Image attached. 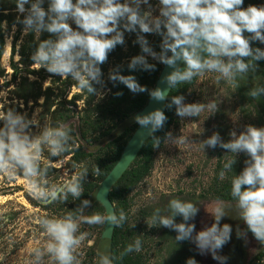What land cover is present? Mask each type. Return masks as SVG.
<instances>
[{"label":"clouds","instance_id":"1","mask_svg":"<svg viewBox=\"0 0 264 264\" xmlns=\"http://www.w3.org/2000/svg\"><path fill=\"white\" fill-rule=\"evenodd\" d=\"M44 0H16L17 11L27 13L18 22L24 31L48 32L55 38L40 41L31 55L33 64L61 78L76 81L80 88L90 95L97 94L94 85L103 86L101 65L107 62L108 55L117 45L125 43V32L136 33V41L141 55L133 56L127 67L130 71L152 72L156 64L149 57L171 69L161 82V87L148 89L142 86L136 76L121 74L120 66L109 71V80L123 84L133 94L147 93L156 102L168 100L169 91L179 84L191 83L195 77L205 73H216L217 83L225 81L233 88H239L238 78H243L257 69L258 61L264 60V49L253 48L252 42L264 44V6L249 5L243 8L244 0H159V15H153L149 0H49L47 10L42 7ZM26 8L25 5H29ZM147 5L149 11H142ZM76 25V29L70 24ZM245 32L250 35L246 36ZM145 34H158L162 37L160 51H155ZM182 62L183 69L178 66ZM116 95H122L117 93ZM255 99L264 96V85L252 88L247 93ZM183 95L173 96L165 107L172 109L181 119L198 117L206 108L211 114L218 111L214 101L204 103H185ZM134 122L139 128L147 129L148 138L159 148L161 138L156 135L163 130L168 117L161 109L147 114L136 115ZM0 175L14 180L22 175L26 188L32 198L42 205L58 201L66 202L71 195L73 200L84 193L88 169L77 165L80 171L62 184L51 183L48 179L50 161L45 162L44 151L50 157H60L72 151L74 142L72 129L63 123H45L39 134L33 135L30 126L34 120L12 109L0 111ZM231 139L223 141L220 134L213 133L202 141L203 148L215 149L219 146L228 153H245L249 157L239 175L231 180V196L236 201V215L244 221L255 239L264 245V127L246 126L239 135L229 133ZM147 138V139H148ZM164 141L172 144L187 145L186 136L174 137L165 133ZM236 163L235 156L227 160L219 177L225 179ZM44 165L43 167L41 165ZM94 173L100 174L96 165ZM91 206L83 200L74 212L61 217L42 216L38 223L47 236L42 247L31 250L29 264H43L44 257L49 264H81L79 248L87 237L80 231L82 223L97 225L110 222L121 227L127 216L123 210L119 216L114 211L107 215L94 213L85 215V208ZM233 205L218 200L212 208L214 222L196 231L194 220L199 212L192 202L171 199L166 214L157 208L150 221L151 227L163 226L176 232V242L191 241L201 254L210 253L212 258L224 264L226 257L218 252L230 241L232 227L221 220L230 215ZM182 218L177 223L176 217ZM0 220L7 222V216L0 212ZM245 235L237 230V236ZM142 250V241L137 238L129 244L121 258L132 252ZM98 264H113L116 257L108 252H97ZM187 264H197L189 259Z\"/></svg>","mask_w":264,"mask_h":264},{"label":"rangeland","instance_id":"2","mask_svg":"<svg viewBox=\"0 0 264 264\" xmlns=\"http://www.w3.org/2000/svg\"><path fill=\"white\" fill-rule=\"evenodd\" d=\"M149 3L152 6V14L159 15V0H149ZM48 5L49 0H44L42 7L47 10ZM249 5L261 7L264 6V0L260 3L244 0L242 7L247 8ZM25 7L29 8L30 4ZM141 8L142 11L150 10L147 5H141ZM26 14L17 11L16 0H0V111L12 109L27 119L34 120L35 124L29 129L33 135L39 134L45 123H63L69 126L72 129L73 150L60 157H50L47 149L44 151L45 162H51L48 179L51 183L62 184L80 171L76 166L81 165L88 169L85 180L88 181L89 177L94 175L95 162L94 160L79 162L78 158H74L79 146L90 154L103 155L108 147L115 148L117 142L114 140L123 129L132 128L136 124L133 119L136 114L123 122H119L113 114L106 115L104 123V119L101 120L94 112L97 104L102 103V99L110 94L112 81L109 80V71L120 64H128L133 56L142 54L139 44L134 43L136 33L125 32V43L117 45L109 53L107 62L100 66L103 86L94 85L97 94L90 95L71 77L61 78L33 64L31 55L39 42L55 37L48 32L40 34L25 32L24 25L18 22V18L23 20ZM70 24L76 29L73 22L70 21ZM156 35L145 34L150 46L159 52V47L154 44ZM258 44L264 49V44L260 42ZM149 62L163 67V64L150 57ZM216 75L209 72L195 77L183 96L186 104H207L214 101L218 104V111L211 114L206 108L198 117L184 119L175 115L166 133L171 132L174 137L186 136L190 143L172 144L165 142L163 137L159 148L153 149V167L149 176L137 184L129 194L124 188V183L119 185L117 190L119 199L115 203L112 202L115 213L116 209H121L127 212L129 219L139 218L140 210L158 204L165 196H174L199 207L198 214L190 221L195 224L197 232L214 222L210 214L218 200L213 198L211 190L217 174L219 157L216 148H203L201 142L213 133L219 132L222 125L228 127L229 140L231 131L239 135L248 125L264 127L255 104L249 100L242 102L236 88L223 80L217 83ZM96 119L99 120L95 121ZM100 121L105 125L103 129L99 127ZM0 127H3V121H0ZM106 128L111 132L103 136ZM234 156L246 166L245 161L249 159L247 154L243 152L236 155L230 152L226 154L228 160ZM96 190L89 199L91 206L85 208V215L94 213L106 215L104 207L93 197ZM220 201L233 205L230 215L221 220V226L227 223L232 227L230 241L218 252V255L226 257L224 264H264V257L260 261L257 260L264 245L245 229L246 224L234 210L236 202ZM81 202L80 199L73 200L69 195L66 202L58 201L45 206L29 194L22 175H17L14 180L0 175V212L7 216L6 223L0 220V264H29L32 259L31 250L42 247L47 240L39 226V218L64 216L74 212ZM149 221L150 218L144 222L147 235L141 250L147 256V264H178L174 259L172 242L162 237L158 229L150 228L147 224ZM104 228L105 223L80 225V231L88 234L78 250L81 264H98L97 252L107 251V243L102 240ZM237 230L245 235L238 237ZM190 243L196 252L198 264H221L220 261L213 259L210 253L201 254L196 245L191 241ZM43 264H49L47 256L44 257Z\"/></svg>","mask_w":264,"mask_h":264},{"label":"trees","instance_id":"3","mask_svg":"<svg viewBox=\"0 0 264 264\" xmlns=\"http://www.w3.org/2000/svg\"><path fill=\"white\" fill-rule=\"evenodd\" d=\"M254 3H260L262 0H249ZM245 35H250L249 33L245 32ZM162 42V37L160 35H156L154 38V44L158 47ZM252 47L256 48L259 47L258 41L252 42ZM160 50V47H159ZM257 69L254 73H249L247 76L243 78H238L239 88H236V91L241 98L242 102H246V100L251 101V103L255 104V108H257V113L259 114L260 119L264 122V96L258 98H251L247 95L248 91L252 88L257 86L264 85V60L258 61ZM128 64L119 65L121 69V74L123 75H134L136 76L138 82L142 86H146L148 89H154L158 77L163 69L162 66L156 65L155 71L147 72V71H130L127 67ZM184 65H182L183 69ZM191 83H183L177 85V87L171 89L169 93V97L167 103L170 102L171 98L176 95H183L185 91ZM110 94L107 98L102 99V103L97 104L94 112L96 113L97 117L101 120L106 118V115H111L116 117L119 122H123L135 114H140L144 107L148 104L150 99L147 93H140V94H133L130 92L126 86L123 84L116 83L115 86L112 82ZM130 92V93H129ZM117 93H122V95H116ZM131 96L129 99L128 97ZM166 103V104H167ZM165 115L168 117V120L163 128V130L156 133L158 137L163 139L165 136L166 130L169 125L172 123L176 113L175 107L172 109H165ZM96 119L95 121H98ZM104 119V123H105ZM100 123L102 125H100ZM99 127L103 129L105 127L104 123L100 121ZM89 126V124L86 123ZM139 126L135 124L134 127L130 128L127 127L121 131L118 137L114 140L117 142L115 148L110 149L108 147L107 151L97 156L94 154L88 153L85 149L79 146L77 149V153L73 156L74 158H78L79 162H89L94 160L95 166L97 165L100 168V174L94 175L89 177L88 181L83 183L84 193L79 198L81 201L89 200L94 190L97 189L99 184L105 179V177L109 174V172L113 169V167L119 161L122 152L125 148V145L136 131ZM106 128L103 131V136L109 134L111 130ZM228 127L226 125H222L219 129V134L223 141L227 142L229 140L228 137ZM125 138V139H124ZM154 142L150 138L142 150L140 151L137 159L131 165L130 168L122 177V179L112 188L110 192V200L112 202H117L119 199V195L117 193L118 187L121 183H124V188H126L127 193L129 194L141 181H143L146 177L149 176L152 167H153V149H154ZM216 152L219 157V162L216 168L217 174L213 181L211 194L213 198L217 200H225L236 202L234 198L231 196V180L234 175H239L241 171L244 169V165L241 164L240 161H237L233 165L232 172H227L225 179L221 180L219 177L220 171L223 170V165L227 162L226 154L228 153L227 150L220 148L219 146L216 147ZM234 158V157H233ZM171 199H177L174 196H165L163 197L160 202L156 205H153L149 208H145L139 211V218H131L127 217L126 221L123 223L121 227H115L113 239L110 241H106L107 243V251L110 255L116 257L113 261V264H147V256H145L141 251L140 252H132L124 255L121 258V253L124 252L125 248L129 245L134 243V241L139 238L142 241V244L145 242L144 238L147 235V228L144 225V222L151 218L155 209H161L162 214H166V210L168 208V203ZM181 200V199H180ZM195 200V199H193ZM182 201V200H181ZM196 201V200H195ZM194 202V201H193ZM102 208V206L99 205ZM117 208V206H116ZM119 209V205H118ZM121 209H116V215L119 216ZM127 216V212L124 211ZM176 222H182V218L177 216ZM158 229L161 233V236L164 238L169 239L172 242L173 250L175 253L174 259L178 264H187V261L191 259H195L197 262V255L195 250L193 249L190 241H183V242H176L175 236L176 232L165 228L163 226L154 227ZM246 230L247 227H245ZM249 231V230H248ZM251 233V232H250ZM264 257V248L261 253L258 255L257 260L260 261ZM198 264V262H197Z\"/></svg>","mask_w":264,"mask_h":264},{"label":"water","instance_id":"4","mask_svg":"<svg viewBox=\"0 0 264 264\" xmlns=\"http://www.w3.org/2000/svg\"><path fill=\"white\" fill-rule=\"evenodd\" d=\"M182 65H183L182 62L178 64L179 67H182ZM170 71L171 69L168 68L166 65H164L158 77V80L156 82L155 88L161 87L167 90V86L164 83H162L161 80H162V77L166 73H169ZM166 103H167V100L164 102L158 103L150 98L148 101V104L141 111L140 115L147 114L148 112L153 111L155 109H161L165 113ZM147 138H148L147 129L138 127L136 131L133 133V135L131 136V138L129 139V141L127 142V144L125 145V148L117 164L113 167L111 172L102 181L100 186L95 191L93 197L96 201H98L104 207L106 215L108 211L115 212L114 205L112 201L110 200V192L112 188L122 178L125 172L129 169V167L135 161V159L139 155L140 151L142 150L146 142L150 139V138L148 139ZM114 229H115L114 225H112L110 222H106L105 228L102 234V240H105V241L112 240Z\"/></svg>","mask_w":264,"mask_h":264}]
</instances>
